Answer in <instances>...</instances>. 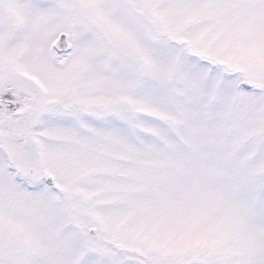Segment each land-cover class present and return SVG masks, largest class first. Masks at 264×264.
Returning a JSON list of instances; mask_svg holds the SVG:
<instances>
[{
    "label": "snow or ice",
    "instance_id": "obj_1",
    "mask_svg": "<svg viewBox=\"0 0 264 264\" xmlns=\"http://www.w3.org/2000/svg\"><path fill=\"white\" fill-rule=\"evenodd\" d=\"M0 264H264V0H0Z\"/></svg>",
    "mask_w": 264,
    "mask_h": 264
}]
</instances>
